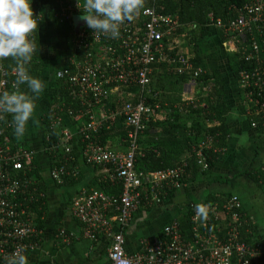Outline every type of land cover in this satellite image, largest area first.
<instances>
[{
  "label": "built area",
  "instance_id": "1",
  "mask_svg": "<svg viewBox=\"0 0 264 264\" xmlns=\"http://www.w3.org/2000/svg\"><path fill=\"white\" fill-rule=\"evenodd\" d=\"M54 1L52 18L77 30L71 36L68 61L56 70L55 78L66 82L67 95L75 107H68L64 113L78 124V129L65 126L57 143L49 147V150H62V160L49 175L56 184L62 183L65 162L72 159L70 143L77 137L82 143L85 163L108 169L112 182L120 185L117 196L103 191H81L69 207L71 216L82 224L83 236L93 242L102 241L105 264H264V217L258 219L248 213L237 195L212 202L202 211L193 208L187 231L173 220L162 227L159 235L142 239L139 250L127 253L124 233L133 213L142 203L160 201L165 187H177L185 172L184 165L152 172L135 169L138 138L145 122L159 109L158 102L146 100L152 65L165 63L168 72L187 74L193 79L203 70L194 67L187 53L177 57L169 54L166 46L172 43L171 38L182 24L177 14L165 12L163 0H147L132 22L120 26L116 39L86 26L80 19L82 0ZM31 6L40 24L38 0H32ZM236 9L234 18L225 21L218 18L212 24L225 38L227 51L238 53L251 64L241 69L238 76L252 116L253 112L264 113V0H244ZM32 39L36 42V32ZM16 72L17 65L7 70L0 60V93L12 90ZM156 96L151 94L152 98ZM113 97L117 104L124 100L120 109L100 108L113 101ZM6 115L0 114V135L4 134L0 137V264H6L13 253L28 257L37 252L42 234L32 211L26 212L28 206L16 202L25 191L19 173L25 176L31 172L36 154L33 149L12 146L5 133L14 126L6 121ZM118 120L128 128L123 139L125 151L114 150L99 141L98 132L118 126ZM59 122L58 117H53L51 125ZM255 124L251 120L250 126L256 128ZM210 143L211 139L207 138L206 146ZM196 155L198 164L205 169L202 151ZM145 186L147 191L143 189ZM35 201L30 196V202ZM244 234L255 236L258 242H247ZM59 236L68 237L61 228Z\"/></svg>",
  "mask_w": 264,
  "mask_h": 264
},
{
  "label": "crops",
  "instance_id": "2",
  "mask_svg": "<svg viewBox=\"0 0 264 264\" xmlns=\"http://www.w3.org/2000/svg\"><path fill=\"white\" fill-rule=\"evenodd\" d=\"M52 1L38 0L43 21V26L39 29L40 50L45 65L41 80L45 86L44 90L47 91L48 100L46 101L44 98L46 96L43 97L42 93L39 95L35 100L36 108L33 116L25 126V142L26 145H29L35 151L46 190L44 196H37L39 199H45L44 204L46 206V212L42 219L44 229L41 234L40 249L29 254L27 258L29 264H105L106 254L102 241L93 242L83 236L82 224L71 216L69 207L73 198L81 191L90 193L107 190L109 192L118 184L112 182L108 169L85 163L81 153L82 143L77 137L70 143L71 149H73L71 153L72 159L65 162L64 165L66 174L62 177L63 181L66 180L63 185L56 184L49 175L50 162L42 144L43 124L41 123V115L47 111L49 106H54L60 100L55 88V75H52L57 69L55 67H52L51 70L48 67L46 68L50 62L45 60L48 59L47 53L51 44L56 42L58 49L61 50L60 43L65 44L68 39L71 40V37L66 39L61 34L63 28L69 26L68 23H58L52 18L51 10L55 8V6L54 8L52 7ZM197 28L201 35L198 43V53L203 60L204 68L211 71L216 70V72L220 73L218 74L221 78L218 96L199 97V104L197 103V105H202L203 108H206L207 101H213L216 105H223L226 111L222 114L220 121L224 123L228 130L229 137L226 140L225 148L218 149L221 152L220 158L216 160L208 172L202 174L201 171H204V169L198 164L196 153L208 147L206 146L207 138L198 142L199 137L190 130V125L191 122L200 120L199 115L202 116L208 111L198 115V113L191 111L192 108L190 106V111L183 105L181 109L175 108L177 105L173 107L171 95H167L169 92L165 93L167 85L171 83L170 78L159 74L162 78L159 80V87L161 89L164 88V94L159 98V102H162L164 107L161 108L158 102V111L145 122L144 130L139 136L138 154L142 156L146 149L160 159H164L168 165L166 168L184 165L185 172L179 179L177 187L169 189L165 187L160 194V201L152 200L148 201V203H142L133 213L132 219L124 233L127 253L139 250L142 239L159 235L162 227L173 220L177 221L181 228L187 231L188 221L184 214L185 205L190 203L193 206V203L205 202L209 196L221 195L228 198L231 195H237L243 202L244 207L248 205L245 207L248 213L253 214L258 219H263L264 217L262 215V212H264L262 207L263 195L260 188L248 174V172L258 169L264 164V146L256 149L261 133L257 128L250 126V106L240 86L233 81L229 73L227 56L231 55V53L227 51L224 42L225 47L220 51L223 56L218 55L221 40L217 35L221 31L212 24V21ZM76 31L74 30L73 32ZM177 42L180 45V40H177ZM71 51L72 46L65 55L63 50L59 52L63 57V64L66 65ZM181 51V53H190V50H187L185 45L181 47ZM222 69H227L225 71L226 79L222 77ZM51 82L55 83L54 90ZM211 84L213 83L211 82ZM191 85L195 87L196 84L194 81L188 80L180 87L176 86L182 92L185 88L190 90ZM195 90L199 91L197 86ZM113 101L115 103L114 107L120 109L117 107L115 97H113ZM178 101H180V98ZM175 111L176 113H174ZM69 118L68 115H64V119L70 129H78V124L71 119L69 121ZM156 119L160 121L159 123H154L155 126H153V123L148 124L149 120L155 121ZM215 121L217 120L214 119ZM205 122H200L202 128L203 126L205 127ZM116 124L120 125L121 121L118 120ZM106 131L108 132L104 135L106 146L117 151H125L126 143L123 138L120 139L118 135H111L113 133L112 129ZM195 139L197 143L191 144ZM169 142L172 144H169ZM156 143L163 145V147L160 146L162 151H159L156 147L154 148ZM212 146L213 142L210 143L208 148ZM202 154L204 155L203 151ZM189 162L192 163L191 166ZM143 189L147 191L148 188L145 186ZM167 192H170V194L167 195ZM242 196H250L248 197L249 201ZM255 196H260V202L257 198L255 199ZM38 198H36L37 201L39 200ZM255 208L258 209V213L254 210ZM108 212L110 211L108 210ZM59 228L64 229L68 237L64 239L60 237Z\"/></svg>",
  "mask_w": 264,
  "mask_h": 264
},
{
  "label": "trees",
  "instance_id": "3",
  "mask_svg": "<svg viewBox=\"0 0 264 264\" xmlns=\"http://www.w3.org/2000/svg\"><path fill=\"white\" fill-rule=\"evenodd\" d=\"M146 4V1L144 5ZM162 4L164 5V10L167 13H174L178 15L179 21L181 22V26L176 30L173 37L171 38L172 43L168 44L166 46L167 50H169V54L172 57H177L178 54H181V43L184 44L187 48V50H190V56H191V62L193 63L194 67H201L203 70L202 73L199 74V76L195 79L191 78L187 74H180L176 75L174 73L168 72V65L165 63L152 65V73L150 75V82L148 85V89L150 93L146 97V100L150 103L159 102V98H161L162 94H164L163 89L160 88L159 80L162 78L159 76V74H162L164 76H168L170 78L171 83L174 85H182L183 83L187 82L188 80L194 81V83L197 86V90H200L201 88H209V93L205 95V98H207L210 95H214V97L218 96L219 90V84H220V75L216 70L211 71L204 68V63L202 58L200 57L198 50H199V40L201 39L200 32L198 31V26H203L207 23H210V21H215L218 18H221L223 21H225L227 18H234L237 15V9L240 8L244 4V0H163ZM56 8V3L53 0L52 1V7ZM211 17H209V15ZM138 16V15H137ZM69 25V24H68ZM43 26V21L39 24L38 31H36V52L32 57L31 62L28 65H25V69L29 72L30 75L38 78H42L43 70L45 69L44 61L42 58L41 50H40V37H39V29ZM72 29L69 25L67 28H63L61 34L66 37L72 36ZM221 42L225 40L222 33L217 35ZM177 40H180V45L177 42ZM71 46H72V40ZM264 46V43H263ZM1 64L9 70L10 67L16 65V63L11 59H3L1 60ZM227 64L228 68L231 74V77L235 82L239 85V71L241 69L247 68L250 63L245 62L241 56L238 53H232L231 55L227 56ZM47 68V66H46ZM165 68V70H164ZM162 71V72H161ZM52 75H55V71L52 73ZM54 82L56 83V91L58 93V96L60 97V100L54 104V106H49L47 111L41 115V123L43 124L42 127V144L43 148L45 149V152L49 158L50 170L58 166L60 161L62 160V150H49V147L53 144L57 143L60 130L64 128L65 126H68L67 121L64 119V110H66L68 107H75V104L72 103L70 97L67 95L65 86L66 82L63 80H58L54 77ZM211 82L213 84H211ZM155 84V85H154ZM21 91L27 92L26 86L21 85L20 86ZM161 89V90H160ZM180 89V88H179ZM160 90V91H159ZM214 93H213V92ZM160 92L161 94H157L156 97L152 98L151 94ZM263 93V90H262ZM264 97V93L262 95V98ZM118 98V97H117ZM203 98V97H202ZM259 99V101L263 100L261 98H254ZM124 100L120 103V106L117 107L121 108L123 105ZM161 108L164 107L162 102H159ZM114 101H111L108 104H105L103 106H100V108H103L106 110V108H114ZM259 107V104L257 105ZM62 108V111L60 110ZM116 109V108H115ZM158 111V110H157ZM156 111V112H157ZM190 111V110H189ZM191 111L201 114L202 112H207L206 114L200 116V120L191 122L190 130L199 137L198 142L210 138L211 142H213V146L210 148H205L203 151V159L204 162H206L207 167L202 170V174H205L208 172V170L212 167V165L216 162L218 158H220V151H218L219 148H225L226 146V140L229 137V132L226 129L224 123L220 121V118L222 114L226 111L224 110L223 105H216L213 101H207L206 108H195ZM155 112V113H156ZM176 113V111L174 112ZM53 117H58L60 119V122L58 124L53 123V126L51 125V122L53 121ZM252 121H254L256 124L257 130L261 133L260 140L257 142L258 149L260 146H264V125H263V119H264V113H252V116L250 117ZM214 119L217 121L214 122ZM11 121V116L6 115V121ZM51 121V122H50ZM70 121V118H69ZM121 121V120H120ZM160 120L156 119L155 121L149 120V125L153 123H159ZM206 121L209 124H206L207 126L202 128L200 122ZM122 122V121H121ZM14 129V128H13ZM13 129H7L6 133L12 143V146L14 148L17 147H26L30 148L29 145H26L25 142V133L22 136H17L14 134ZM113 130V133L111 135H118L120 139H124L127 137V131L128 128L125 126H122V124L118 126H114L113 128H110ZM111 132V131H109ZM108 132L105 129H101L98 132L99 135V141L106 145L105 142V136ZM4 134H1L0 137H2ZM49 136V140L46 141L45 138ZM110 136V133H109ZM107 136V137H109ZM139 142V138H138ZM196 139L191 142V144H196ZM169 144H172L169 142ZM160 146L163 147L162 144L156 143L154 148L156 147L159 151ZM31 149V148H30ZM187 149V148H186ZM73 152V149H71V153ZM225 152V151H224ZM256 152V150H255ZM162 164H161V163ZM189 165L191 166L192 163L189 162ZM167 163L164 161V159H160L159 157L155 156L154 153L151 151H147L146 149L143 152V155L140 156L137 153L135 155V169L136 171L141 172H152V171H158L166 169ZM32 170L30 173L26 174L25 176L21 175L19 173V178L21 181V187H24L25 191L22 194L18 195L17 201H21L24 206H28L27 213H32V217L34 221L36 222V226L40 228L41 230L44 229L43 226V216L46 212V206L44 202V198H38L37 196H44L45 195V184H44V178L42 175V171L39 165V162L35 157L32 159L31 163ZM250 178L253 180V182L256 183V185L260 188L262 193V199H263V210H264V164L255 170H252L248 172ZM32 178V180H31ZM67 178V177H66ZM66 180V179H65ZM64 181L60 185L64 184ZM121 191L120 185L114 186L111 191L104 190V193L117 196V194ZM41 193V195H39ZM170 194V192H167V195ZM30 196H34V198H38V201L30 202ZM168 197V196H166ZM25 200H22L24 199ZM226 196H209L205 202L194 204L193 206L190 203H187L184 207V214L187 219V221L190 223V217L193 212V208H198L202 211L203 208H206L211 202H221L224 200ZM262 215L264 216V212H262ZM41 238V236H40ZM244 238L247 242L250 243H256L258 242V238H256L253 235H247L244 234Z\"/></svg>",
  "mask_w": 264,
  "mask_h": 264
},
{
  "label": "clouds",
  "instance_id": "4",
  "mask_svg": "<svg viewBox=\"0 0 264 264\" xmlns=\"http://www.w3.org/2000/svg\"><path fill=\"white\" fill-rule=\"evenodd\" d=\"M145 0H82V19L93 32L116 39L120 26L132 22ZM32 0H0V60L11 58L17 72L11 91L0 93V114L11 116L14 134L22 136L36 108L35 100L44 91V83L25 69L36 52L32 34L39 26ZM26 86L27 92L20 86ZM6 264H29L24 254L13 253Z\"/></svg>",
  "mask_w": 264,
  "mask_h": 264
},
{
  "label": "rangeland",
  "instance_id": "5",
  "mask_svg": "<svg viewBox=\"0 0 264 264\" xmlns=\"http://www.w3.org/2000/svg\"><path fill=\"white\" fill-rule=\"evenodd\" d=\"M221 42V41H220ZM224 42V41H223ZM223 42H221V46H219V51H218V55H220V56H223L222 55V53H220V51L222 50V49H224V47H225V45H224V43ZM60 45H61V47L62 48H60L61 50H59L58 49V47H57V45H56V42H54L53 44H51L50 45V50H49V52L47 53V55H48V59H46L45 61H48V62H50V63H48V65H47V67L51 70V68L52 67H55L56 69H58V68H60V67H63L65 64H63V62H64V60H63V57L61 56V54L59 53V52H61L62 50H63V54L65 55L69 50H70V48H71V41H70V39H68L66 42H65V44H63V43H60ZM184 46V44H182L181 43V45H180V47H183ZM187 54H189L190 55V53H188L187 52ZM219 57V56H218ZM227 70V69H226ZM226 70H224V69H222V77L224 78V79H226V77L227 76H225V71ZM219 73V72H218ZM230 73V72H229ZM220 74V73H219ZM171 81H172V79H171ZM231 81H232V79H231ZM234 81V80H233ZM52 84H51V86L53 85V87H52V89L54 90L56 87H55V83L54 82H51ZM55 87V88H54ZM195 87H196V85H195ZM195 87L193 86V85H191V89L190 90H186V88L185 89H183L182 90V92H181V89H179V87L178 86H176V85H174V84H168L167 85V87H166V94H167V92H169L167 95H171V103H173L172 105H173V107H174V105H177V106H175V108H179V109H181V108H183V106H185V107H187L188 108V110L189 109H195V108H203V106L202 105H197V103H198V98L199 97H203V98H205V95H207V93H209V88H201L199 91H196L195 90ZM52 90V91H53ZM186 90V91H185ZM161 94L160 92H156V94ZM47 95V91L46 90H44L43 92H42V96L44 97V96H46ZM45 99H46V101L48 100V96H46V97H44ZM179 98H180V101H178L179 100ZM199 104V103H198ZM183 105V106H182ZM182 106V107H181ZM189 106L191 107V108H189ZM191 109V110H192ZM184 111H185V109H184ZM199 118H200V115H199ZM206 124H209V123H207V122H205V127L207 126ZM202 125H204L203 123H202ZM203 128H204V126H203ZM39 142V141H38ZM243 197V196H242ZM247 196H244L243 198L245 199V200H247V201H249L248 200V197H250V196H248L247 198H246ZM257 198V200L260 202V196H258V197H256L255 196V199ZM246 206H248V205H246ZM245 206V207H246ZM255 211H257V213H258V209L257 208H255L254 209ZM46 236H47V233H46Z\"/></svg>",
  "mask_w": 264,
  "mask_h": 264
},
{
  "label": "flooded vegetation",
  "instance_id": "6",
  "mask_svg": "<svg viewBox=\"0 0 264 264\" xmlns=\"http://www.w3.org/2000/svg\"><path fill=\"white\" fill-rule=\"evenodd\" d=\"M258 197V196H257Z\"/></svg>",
  "mask_w": 264,
  "mask_h": 264
}]
</instances>
